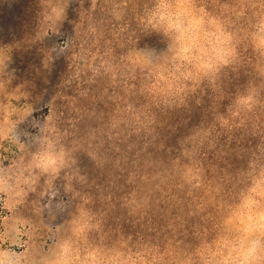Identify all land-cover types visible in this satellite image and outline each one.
<instances>
[{"label":"rangeland","instance_id":"rangeland-1","mask_svg":"<svg viewBox=\"0 0 264 264\" xmlns=\"http://www.w3.org/2000/svg\"><path fill=\"white\" fill-rule=\"evenodd\" d=\"M103 2L69 0L58 31L39 36V0H0V47L10 50L0 73V106L10 108L16 121L14 134L0 131V249L46 247L61 219L58 210L74 196L90 197L105 213L108 229L133 242L186 241L200 221L205 193H190L177 179L189 147L182 141L194 128L212 126L215 113L226 111L248 77L225 70L224 99L216 104L205 89L182 107L148 106L134 91V77L98 73L110 54L135 38L130 21L108 22ZM137 46L164 44L157 35H141ZM46 124L79 145L74 168L85 179L71 194L63 180L49 181L25 167L28 145ZM213 135L216 147L202 155L209 179L218 170L241 167L258 139L243 127ZM216 152L224 153L221 160ZM132 193L146 202L135 217L123 207Z\"/></svg>","mask_w":264,"mask_h":264},{"label":"clouds","instance_id":"clouds-1","mask_svg":"<svg viewBox=\"0 0 264 264\" xmlns=\"http://www.w3.org/2000/svg\"><path fill=\"white\" fill-rule=\"evenodd\" d=\"M68 3L39 0V36L58 31ZM102 9L113 25L134 24L135 38L118 55L110 54L98 73L134 77V91L148 106L182 107L205 89L216 104L224 99L225 70L248 77L226 111L215 113L212 126L196 127L182 141L189 147L177 179L186 191L205 193L200 221L186 241L133 242L108 229L105 213L90 197L74 196L58 210L61 219L46 247L0 249V264H264V0H104ZM141 35L159 36L163 48L138 47ZM9 52L0 47V73ZM236 127L246 128L257 142L241 167L218 170L209 179L202 155L216 147L213 133ZM15 129L11 109L0 106V131ZM78 147L56 125H43L28 145L25 167L49 181L63 180L71 194L85 179L74 168ZM223 155L216 152L214 158ZM123 207L135 217L146 202L132 193Z\"/></svg>","mask_w":264,"mask_h":264}]
</instances>
